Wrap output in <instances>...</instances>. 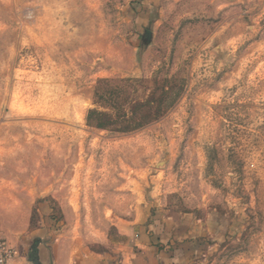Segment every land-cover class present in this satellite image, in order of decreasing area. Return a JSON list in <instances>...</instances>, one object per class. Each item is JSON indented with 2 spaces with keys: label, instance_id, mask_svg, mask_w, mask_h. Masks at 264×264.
I'll use <instances>...</instances> for the list:
<instances>
[{
  "label": "rangeland",
  "instance_id": "obj_1",
  "mask_svg": "<svg viewBox=\"0 0 264 264\" xmlns=\"http://www.w3.org/2000/svg\"><path fill=\"white\" fill-rule=\"evenodd\" d=\"M183 214L180 264H264V0H0L11 259L113 264Z\"/></svg>",
  "mask_w": 264,
  "mask_h": 264
},
{
  "label": "crops",
  "instance_id": "obj_2",
  "mask_svg": "<svg viewBox=\"0 0 264 264\" xmlns=\"http://www.w3.org/2000/svg\"><path fill=\"white\" fill-rule=\"evenodd\" d=\"M133 9L138 12H148L163 0H127ZM189 224L182 229L180 223ZM178 219L167 218L157 226L131 225L127 229L133 235L137 254L134 256L125 255L113 264H177L185 261L184 251H191L195 248V218L191 214H183ZM133 247V246H132ZM161 248V249H158ZM132 250V249H131ZM140 251L142 253H140ZM181 259V260H180ZM180 261V262H179ZM9 264H27L21 257H14ZM102 264V262L98 263ZM104 264V263H103Z\"/></svg>",
  "mask_w": 264,
  "mask_h": 264
},
{
  "label": "built area",
  "instance_id": "obj_3",
  "mask_svg": "<svg viewBox=\"0 0 264 264\" xmlns=\"http://www.w3.org/2000/svg\"><path fill=\"white\" fill-rule=\"evenodd\" d=\"M12 258V252L8 248L7 244L0 241V264H9Z\"/></svg>",
  "mask_w": 264,
  "mask_h": 264
},
{
  "label": "water",
  "instance_id": "obj_4",
  "mask_svg": "<svg viewBox=\"0 0 264 264\" xmlns=\"http://www.w3.org/2000/svg\"><path fill=\"white\" fill-rule=\"evenodd\" d=\"M151 40V32L146 30L142 37L143 44L149 43ZM29 259L32 264H41L37 256V249L34 247L33 251L29 255Z\"/></svg>",
  "mask_w": 264,
  "mask_h": 264
},
{
  "label": "trees",
  "instance_id": "obj_5",
  "mask_svg": "<svg viewBox=\"0 0 264 264\" xmlns=\"http://www.w3.org/2000/svg\"><path fill=\"white\" fill-rule=\"evenodd\" d=\"M97 128H100V126H99V125H97Z\"/></svg>",
  "mask_w": 264,
  "mask_h": 264
}]
</instances>
